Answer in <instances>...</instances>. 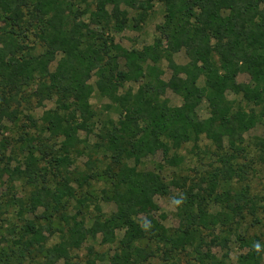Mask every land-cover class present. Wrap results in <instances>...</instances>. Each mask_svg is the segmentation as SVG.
<instances>
[{
    "label": "trees",
    "instance_id": "16d2710c",
    "mask_svg": "<svg viewBox=\"0 0 264 264\" xmlns=\"http://www.w3.org/2000/svg\"><path fill=\"white\" fill-rule=\"evenodd\" d=\"M156 1L164 4L165 15L154 44L127 49L117 43L111 32L140 28ZM76 2L0 0V121L18 120L20 108L28 109L24 105L31 109L54 100L56 108L46 111L43 120L49 139L62 140L55 150L43 141L35 143L36 138L25 132L24 162L4 167L0 176L23 178L33 188L30 207L27 210L21 202L20 216L44 208L42 218L56 214L67 227L59 243L47 246L48 225L32 219L22 226L13 223L10 237L0 240V264H70L71 251L88 238L101 236L104 243H112L120 230L121 251L111 264L144 263L157 255L162 257L160 264H178L175 253L189 247H194L198 264H227L200 250L202 234L219 224L230 225L257 204L249 187L232 190L230 181L245 179L237 159L247 153L245 134L264 118V0H94V9L87 10L76 8ZM86 14L88 21L82 19ZM28 38L39 42L43 51L36 54ZM180 51L188 58L186 64L174 59ZM164 59L171 71L167 80L160 66ZM242 73L248 74V82L238 81ZM94 76L99 93L117 106V121L98 118L91 103ZM127 82L138 83V88L125 89ZM168 89L182 98L180 106L170 105ZM231 91L254 107L236 106L228 98ZM204 101L208 117L203 119L199 107ZM27 118L37 126L32 115ZM80 132L96 141L81 139ZM202 136L222 151L220 166L208 179L207 196L186 191L175 196L180 201L175 203L179 227L173 234L158 220L142 222L140 216L155 197L170 195L173 185L180 183L167 182L160 172L141 171L138 165L159 152L167 164L177 165L181 157L170 152ZM82 143L87 171L75 179V186L68 173L70 153L82 151ZM259 146L264 159V139ZM42 161L52 162L57 173L64 167L59 181H51L49 174L57 173ZM101 178L108 181L101 200L114 203L116 210L105 214L97 204L98 214L87 226L86 206L94 200L87 193L78 196V189ZM212 204L221 211L211 212ZM240 240L247 251L239 264H264V233ZM227 241L218 235L211 239L223 247Z\"/></svg>",
    "mask_w": 264,
    "mask_h": 264
},
{
    "label": "rangeland",
    "instance_id": "374dc122",
    "mask_svg": "<svg viewBox=\"0 0 264 264\" xmlns=\"http://www.w3.org/2000/svg\"><path fill=\"white\" fill-rule=\"evenodd\" d=\"M76 8L87 10L94 9V0H86L81 2L77 0ZM131 15L135 16L136 12L132 11ZM165 6L162 2L156 1L154 7L148 12V16L138 29H126L123 32L112 31L111 34L115 37L117 43L121 44L127 49H142L145 46L154 44L158 35L157 26L164 20ZM131 16V17H133ZM83 20H89V14L82 17ZM2 26L3 23L0 22ZM95 27V26H94ZM34 38H28L26 42L36 48L34 52L39 54L43 51L39 42L33 40ZM165 49L167 46H164ZM29 49V48H26ZM174 59L179 64H186L188 58L184 51H180L174 54ZM57 61L53 62L50 66L54 71L57 66ZM123 64V62L121 63ZM162 70L164 71L163 77L167 80L170 78L171 71L168 67L166 59L160 63ZM250 77L246 73H242L238 76L239 82H248ZM97 78L94 76L90 83L94 86V92L91 97V103L94 109L98 113V118L107 119L112 118L118 120L119 110L117 106L107 97H103L96 88ZM200 85L204 84L203 78H201ZM125 89L138 88V83L127 82ZM171 106H180L183 103L182 98L168 89L165 95ZM228 98L236 105L250 110L254 105L248 103L243 99L241 95H236L232 91L228 93ZM28 109L21 107L18 113V120H12L8 117L0 121V172L4 167H15L25 160V153L23 151V143L21 142V136L24 133H30L36 139L35 143L43 141L53 149H60L61 139L58 141L50 140V135L45 130V122L43 115L46 111L54 110L57 103L54 100L45 101L42 106H34L30 109L28 105H24ZM258 107L255 110L258 111ZM28 115H32L37 126L27 118ZM199 115L201 118L208 117L207 103L204 101L199 107ZM99 121V120H98ZM100 125V124H98ZM99 129V126H97ZM98 130H95L97 132ZM81 139H87L90 143L96 141L95 136L87 137L86 133L80 132ZM247 153L243 154L237 159V163L245 171V179L239 181L237 178L230 181V188L232 190L240 189L242 187H249L251 195L256 200V207L253 210H245L241 216H236L230 225H218L214 230H206L202 236L204 237V243L201 246V251L215 255L219 259H225L227 264H239V257L244 254L247 249L244 246L243 238H252L255 236H261L264 233V159L260 158V146L259 141L264 139V118L248 133L245 134ZM196 145V146H195ZM84 143L78 145L80 152L72 151L71 154V166L68 173L72 180L73 185L77 186L75 179L83 171H87L86 161L87 154L83 151ZM56 155L62 154V152L55 151ZM220 152L218 148L205 136H202L197 142H189L182 145L179 149H173L170 154H177L181 157L182 161L177 165L167 164L163 158L161 152L156 155H150L145 158L142 163L138 165V169L141 171H156L160 172L167 182L179 181V186L173 185L172 193L170 195H158L155 197L154 204L149 206L145 213L140 216L142 222H152L158 220L163 223L170 232L173 234L179 227V218L177 215V208L175 205V196L182 195L183 191H186V195L195 194L199 197L207 196L208 194V179L211 173L220 166L218 157ZM224 152V151H223ZM42 164L46 162L42 161ZM133 163V162H132ZM50 171L56 172L53 168V163L47 164ZM105 165L100 164L103 168ZM64 167H60V173L56 176L49 174L51 181H59L64 175ZM108 187V181L101 178L91 181L89 186H84L78 189V196L82 194L91 195L94 202H90L86 206V224L89 226L95 216L98 214L96 205L98 204L103 213L111 214L116 210L114 203L101 200L102 189ZM32 187L27 185V182L23 178L12 179L8 174L0 176V240H6L10 236L8 235V229L14 224L22 226L25 223V219H32L38 224L48 225L49 231L45 234L48 235L47 246H52L59 243L63 236L66 234L67 227L56 214H53L54 218L46 219L42 218L44 208H39L35 212L25 213L23 216L18 214L20 204L23 202L30 207V196ZM75 204V202H74ZM73 204V205H74ZM72 205V206H73ZM210 211L217 213L221 211V208L215 204L210 205ZM72 210V207H71ZM73 210L72 213H75ZM164 215V217H162ZM50 220L52 223L47 222ZM49 223V224H47ZM64 229V231H63ZM124 235V231L117 232L116 241L112 243H104L101 236L97 238H88L84 244L74 249L70 253V264H88L89 260H93L95 264H111L112 257L115 253L120 252V240ZM218 235L221 238L226 237L228 241L225 246L214 245L211 243V239ZM178 264H198L196 259V252L194 247H189L185 251H179L175 253ZM42 257H40L41 259ZM162 257L160 255L154 256L144 263L133 262V264H160ZM59 264H65L64 261H60Z\"/></svg>",
    "mask_w": 264,
    "mask_h": 264
},
{
    "label": "clouds",
    "instance_id": "9594fccd",
    "mask_svg": "<svg viewBox=\"0 0 264 264\" xmlns=\"http://www.w3.org/2000/svg\"><path fill=\"white\" fill-rule=\"evenodd\" d=\"M175 203L179 204V203H180V201H179V200H177V201H175Z\"/></svg>",
    "mask_w": 264,
    "mask_h": 264
}]
</instances>
